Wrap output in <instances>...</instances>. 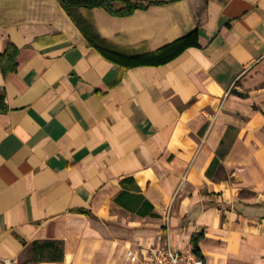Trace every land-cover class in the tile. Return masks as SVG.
<instances>
[{
  "label": "crops",
  "instance_id": "crops-1",
  "mask_svg": "<svg viewBox=\"0 0 264 264\" xmlns=\"http://www.w3.org/2000/svg\"><path fill=\"white\" fill-rule=\"evenodd\" d=\"M2 95L0 264H264V0H0Z\"/></svg>",
  "mask_w": 264,
  "mask_h": 264
},
{
  "label": "trees",
  "instance_id": "trees-1",
  "mask_svg": "<svg viewBox=\"0 0 264 264\" xmlns=\"http://www.w3.org/2000/svg\"><path fill=\"white\" fill-rule=\"evenodd\" d=\"M66 10L76 7L85 8H103L109 14L116 17H129L133 15L137 10H146L152 6H163L171 3L180 2L182 0H59ZM197 33L192 34L178 41L175 45L170 46L174 48H188L190 45L194 44V38H196ZM19 54V50L13 45L8 46L6 53L2 60L5 62V58L12 57V63L8 67L4 65V72L14 71L17 67L16 59ZM9 58V60H10ZM5 64V63H4ZM0 111H7L4 96H0ZM200 236H194L192 238V244L194 246V251L201 255V251L198 246V241ZM54 244V243H53ZM62 257V252L60 253L59 259Z\"/></svg>",
  "mask_w": 264,
  "mask_h": 264
},
{
  "label": "built area",
  "instance_id": "built-area-1",
  "mask_svg": "<svg viewBox=\"0 0 264 264\" xmlns=\"http://www.w3.org/2000/svg\"><path fill=\"white\" fill-rule=\"evenodd\" d=\"M4 264H11L5 261ZM125 264H206L204 259L193 249H179L170 239H160L139 250L128 249Z\"/></svg>",
  "mask_w": 264,
  "mask_h": 264
}]
</instances>
